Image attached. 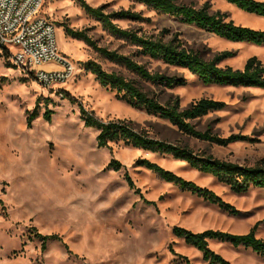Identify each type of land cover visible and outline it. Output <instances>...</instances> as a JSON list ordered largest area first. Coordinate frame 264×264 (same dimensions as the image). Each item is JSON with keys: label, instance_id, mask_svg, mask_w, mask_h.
Segmentation results:
<instances>
[{"label": "rangeland", "instance_id": "1", "mask_svg": "<svg viewBox=\"0 0 264 264\" xmlns=\"http://www.w3.org/2000/svg\"><path fill=\"white\" fill-rule=\"evenodd\" d=\"M87 1L94 6L110 3L111 9L132 4L131 0ZM181 1L197 7L209 2L212 11L226 12L238 24L264 29V16L248 13L226 0ZM135 9L143 10L152 22L130 23L121 19L118 23L124 27L142 25L149 32L157 33L163 28L178 32L187 47L200 51L207 59L224 51L233 52L221 65L242 68L253 55L264 61V44L229 41L140 3ZM43 13L56 24L60 48L77 65V70L69 80L45 87L0 53V264H187L184 256L193 264H208L202 251L174 233L175 226L194 232L216 229L242 234L257 225L256 235L264 238L263 188L236 193L213 175L173 154L136 148L123 140L101 147L97 140L100 130L85 124L80 108L82 103L104 121H132L137 130L188 146L196 153L254 165L264 163V88L204 84L187 69L138 56L136 59L147 63L151 70L187 78V84L174 88L148 83L95 52L84 41L66 34L65 24L76 29L88 28L101 45L132 51L129 45L105 31L75 0H46ZM88 59L100 62L109 71L138 79L144 89L156 93L163 103L171 95L179 96L182 106L204 97L226 101L225 108L197 120V127L211 128L223 137L236 134L246 139L221 145L181 132L169 120L149 114L145 108H135L116 90L101 86L84 67ZM42 67L54 69L57 65L49 63ZM62 90L78 102L63 97ZM38 99V115L29 124L28 116ZM48 109L52 113L50 120L44 116ZM113 158L120 160L123 168H109ZM139 158H148L213 189L239 213L231 214L161 179L137 164ZM126 173L140 193L130 187ZM37 233L56 234L61 239L49 238L43 248ZM210 247L233 264H264V256L251 247H236L218 239H211Z\"/></svg>", "mask_w": 264, "mask_h": 264}, {"label": "trees", "instance_id": "2", "mask_svg": "<svg viewBox=\"0 0 264 264\" xmlns=\"http://www.w3.org/2000/svg\"><path fill=\"white\" fill-rule=\"evenodd\" d=\"M79 6L91 17L100 22L103 29L111 36L127 44L132 48L130 52H123L119 48H110L101 45L94 36L89 34L88 28L76 29L65 24L67 35L84 41L95 52L106 59L121 66L137 75L138 78L154 85L174 88L187 84V78L180 74H169L159 70H151L147 63L141 62L136 57L141 56L150 61H159L166 66H175L187 69L196 75L204 84H230L235 86H253L264 88V61L257 55L249 57L242 68L231 65H221V62L232 56L231 51L217 53L213 58H205L200 51L187 47L180 33L172 32L163 28L156 32H149L138 27L121 26L118 20H128L130 23H150L152 18L146 16L143 10L135 9L137 3L143 4L148 9H153L160 14L173 15L181 21L193 24L201 29L234 42H249L257 45L264 44V29H256L250 26L238 24L229 14L223 11H212L209 2L197 7L181 0H131L128 7L111 9L110 3L99 6L90 4L87 0H75ZM240 9L264 16V0H226ZM1 53V52H0ZM3 55L9 56L8 50ZM1 56V54H0ZM85 69L92 72L100 85L111 90H116L131 106L145 108L149 114H155L169 120L178 129L188 135L207 140L221 145H228L240 139H246L243 135L232 134L223 137L214 133L211 128L201 130L196 121L212 111L225 108L226 101L204 97L191 102L188 106H182L179 96L171 97L163 103L156 93L144 89L138 79L127 77L118 71H109L94 59L84 62ZM62 96L71 102H78L68 91L62 90ZM38 99L36 107L28 116L31 124L38 115ZM81 112L87 126L96 127L100 130L97 140L101 147H110L111 141L123 140L126 144L151 152L170 153L177 159L189 163L201 172L213 175L219 181L228 185L236 193H245L251 188L264 189V163L245 165L233 161L217 158L211 154L196 153L188 146L152 137L146 130H137L132 121L109 120L104 121L94 115L81 103ZM51 119V110L44 115ZM137 164L155 172L161 179L178 185L183 190L203 197L205 200L219 205L223 210L231 214H238L239 210L231 203L225 201L216 191L206 186H201L192 180H188L172 170L166 169L161 164L148 158H139ZM120 160L113 158L109 168L120 170L123 168ZM126 179L130 187L138 188L130 176L126 173ZM255 225L247 233L237 234L228 231L206 229L194 232L182 226H175L174 233L185 239L186 243L193 245L203 253V258L208 264H233L220 253L210 247L211 239L226 241L234 246L251 247L254 251L264 256V238L256 235ZM43 240V248L49 238H60L59 235H44L37 233ZM174 251V249H171ZM175 252V251H174ZM187 264H193L187 256H184Z\"/></svg>", "mask_w": 264, "mask_h": 264}, {"label": "built area", "instance_id": "3", "mask_svg": "<svg viewBox=\"0 0 264 264\" xmlns=\"http://www.w3.org/2000/svg\"><path fill=\"white\" fill-rule=\"evenodd\" d=\"M45 2L0 0V47L8 50V57L20 70L41 85L54 87L72 78L77 65L61 50L57 26L43 13ZM49 63L57 67H42Z\"/></svg>", "mask_w": 264, "mask_h": 264}, {"label": "crops", "instance_id": "4", "mask_svg": "<svg viewBox=\"0 0 264 264\" xmlns=\"http://www.w3.org/2000/svg\"><path fill=\"white\" fill-rule=\"evenodd\" d=\"M56 65V64H55Z\"/></svg>", "mask_w": 264, "mask_h": 264}]
</instances>
